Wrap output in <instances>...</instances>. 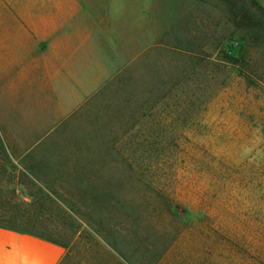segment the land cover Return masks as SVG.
Segmentation results:
<instances>
[{
    "label": "rangeland",
    "instance_id": "374dc122",
    "mask_svg": "<svg viewBox=\"0 0 264 264\" xmlns=\"http://www.w3.org/2000/svg\"><path fill=\"white\" fill-rule=\"evenodd\" d=\"M230 2L182 0L180 9H165L173 24L183 18L187 31H170L173 20L166 17L158 39L123 77L66 121L0 122V134L17 154L46 137L75 150L80 137L104 134L90 148L113 156L93 161L104 168L101 178L90 179L95 184H115L129 164L136 173L149 167L151 174L126 180L119 194L140 202L147 231L162 236L155 249L146 241L135 251L162 250L153 264H264V38L248 32L245 19H228ZM176 36L202 37L196 53L203 60L171 50ZM229 56L237 58L234 65ZM8 131L44 136L8 138ZM139 178L188 214L167 216ZM88 232L80 227L65 264H115Z\"/></svg>",
    "mask_w": 264,
    "mask_h": 264
},
{
    "label": "crops",
    "instance_id": "0c3cea01",
    "mask_svg": "<svg viewBox=\"0 0 264 264\" xmlns=\"http://www.w3.org/2000/svg\"><path fill=\"white\" fill-rule=\"evenodd\" d=\"M181 1L0 0V122L66 121L158 39ZM66 252L0 226V264H59Z\"/></svg>",
    "mask_w": 264,
    "mask_h": 264
},
{
    "label": "trees",
    "instance_id": "16d2710c",
    "mask_svg": "<svg viewBox=\"0 0 264 264\" xmlns=\"http://www.w3.org/2000/svg\"><path fill=\"white\" fill-rule=\"evenodd\" d=\"M224 8L230 21L236 24L243 18L247 21L248 32L264 38V8L256 0H232L225 3ZM183 23V18L178 20L170 31L181 27L187 31ZM201 40L200 36L192 39L176 36L174 45H170L171 50L181 56L189 55L198 63L203 60L196 53L202 50L204 43ZM229 60L233 64L237 58L229 56ZM128 69L112 79L98 95L121 79ZM239 73L243 74L241 70ZM103 140L104 134L82 136L80 149L68 150L63 148L62 140L46 137L17 154L0 134V226L35 235L68 249L77 245L80 227L84 225L89 231L88 238L103 245L104 256L107 253L109 259L115 258V264H153L154 255L158 258L162 250L152 255L150 248L146 247L139 256L135 251L143 248L141 246L146 241L155 249L162 236L147 231L144 217L139 212L140 202H130L119 194L126 180L138 178L137 174L143 177L146 170L151 174L149 167L136 173V168L129 164L127 171L114 179L113 185L91 182L92 177L101 178L104 170L102 165H93V161L103 164L107 159L105 156H113L109 152L91 150L90 145ZM141 184L155 193V202H159L173 220L188 214L185 206L179 207L162 190ZM166 248L163 245V250ZM67 257L68 250L59 264H65Z\"/></svg>",
    "mask_w": 264,
    "mask_h": 264
}]
</instances>
